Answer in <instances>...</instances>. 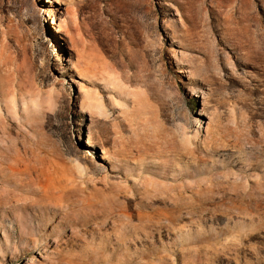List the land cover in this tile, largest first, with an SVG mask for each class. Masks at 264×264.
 <instances>
[{
  "label": "rangeland",
  "instance_id": "rangeland-1",
  "mask_svg": "<svg viewBox=\"0 0 264 264\" xmlns=\"http://www.w3.org/2000/svg\"><path fill=\"white\" fill-rule=\"evenodd\" d=\"M0 264H264V0H0Z\"/></svg>",
  "mask_w": 264,
  "mask_h": 264
},
{
  "label": "bare ground",
  "instance_id": "bare-ground-1",
  "mask_svg": "<svg viewBox=\"0 0 264 264\" xmlns=\"http://www.w3.org/2000/svg\"><path fill=\"white\" fill-rule=\"evenodd\" d=\"M234 1H236V0H234ZM232 4H233V2H232ZM229 5V4H228ZM228 5H226V6H228ZM232 6V5H231ZM245 6H244V4H240V6L237 8V11H239V10H242V11H244V8ZM225 8H227V7H225ZM229 8V7H228ZM244 8V9H243ZM246 8H248V7H246ZM233 9V8H232ZM246 10V9H245ZM253 10V9H252ZM251 10V11H252ZM240 12V11H239ZM243 13V12H242ZM242 13H239V14H242ZM245 14H246V17L245 18H247L248 17V19L250 18V16L252 17V13H248V11H247V13L246 12H244ZM255 13H253V17L255 18L256 16L254 15ZM245 16V15H244ZM244 18V17H243ZM252 19V18H251ZM243 20V19H242ZM247 20V19H246ZM248 24V23H247ZM87 97V105H86V108H88V109H90V110H92V109H95V110H98L99 111V113L101 114V112H102V105L100 104V102L99 101H97L96 100V97L94 98V97H92V96H86ZM88 144L89 145H92V143H89L88 142Z\"/></svg>",
  "mask_w": 264,
  "mask_h": 264
}]
</instances>
